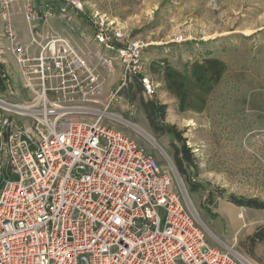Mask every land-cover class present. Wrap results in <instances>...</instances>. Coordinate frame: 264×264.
Instances as JSON below:
<instances>
[{
  "label": "built area",
  "instance_id": "1",
  "mask_svg": "<svg viewBox=\"0 0 264 264\" xmlns=\"http://www.w3.org/2000/svg\"><path fill=\"white\" fill-rule=\"evenodd\" d=\"M15 1L0 0V38L30 95L0 94V264H256L208 239L186 187L129 130L149 133L115 108L133 83L154 92L148 43L95 15L84 26L86 0Z\"/></svg>",
  "mask_w": 264,
  "mask_h": 264
},
{
  "label": "rangeland",
  "instance_id": "2",
  "mask_svg": "<svg viewBox=\"0 0 264 264\" xmlns=\"http://www.w3.org/2000/svg\"><path fill=\"white\" fill-rule=\"evenodd\" d=\"M93 15L148 43L154 92L145 95L133 83L115 108L156 140L129 131L186 187L211 242L234 245L264 264V239H251L264 226V208L233 201L264 200V0H86L84 26ZM2 41L0 88L28 98ZM119 75L117 66L105 84L117 86ZM151 99L166 104L164 122L181 139L150 124L144 102ZM183 143L190 152L180 170Z\"/></svg>",
  "mask_w": 264,
  "mask_h": 264
},
{
  "label": "trees",
  "instance_id": "3",
  "mask_svg": "<svg viewBox=\"0 0 264 264\" xmlns=\"http://www.w3.org/2000/svg\"><path fill=\"white\" fill-rule=\"evenodd\" d=\"M0 73L6 74L4 64L0 62ZM139 84V83H138ZM139 87H142L139 84ZM144 108L146 111L147 118L152 126L155 127V129L159 132H168V133H174L177 138L181 139L180 133L175 129L173 125H170L168 123H165V117H166V104L159 103L158 101H155L153 99L144 102ZM190 152L189 147L185 143H183L182 148L178 149V157H177V167L180 170L183 169V161L185 160V156L187 153ZM179 153H182L183 156L179 157ZM234 202H236L238 205H247L255 208H264V200H259L257 198H234ZM252 241L256 240H262L264 239V226H261L257 229V231L252 235L251 237Z\"/></svg>",
  "mask_w": 264,
  "mask_h": 264
},
{
  "label": "crops",
  "instance_id": "4",
  "mask_svg": "<svg viewBox=\"0 0 264 264\" xmlns=\"http://www.w3.org/2000/svg\"><path fill=\"white\" fill-rule=\"evenodd\" d=\"M26 2H28L27 0H22V2L21 1H18L17 3L15 2V4H14V7H18V6H25L26 5ZM16 10H17V8H15ZM14 18H15V21H16V26H17V29L19 30V31H22V38H23V40H25V41H27V39H28V26H27V24H26V21H25V19H24V16H23V14L20 12V11H17L15 14H14ZM0 26H1V24H0ZM49 26L50 27H53L54 29H58V30H60V29H62V27H63V25H62V23L58 20V19H56V18H51L50 19V24H49ZM1 29H2V26H1ZM69 28H66V30H68ZM81 29H82V27H81ZM79 30L78 28H75V29H73L72 31H69L68 30V33H67V35L76 43V44H81V42L83 41L82 40V37H81V33H82V30ZM85 29V28H84ZM0 39H2V38H0ZM3 41V43H4V45L6 44V42H5V40L4 39H2ZM81 41V42H80ZM91 48V47H90ZM10 58H11V55L9 56ZM11 59H13V58H11ZM14 62V61H13ZM15 63V62H14ZM9 70V69H8ZM11 71H12V69H11ZM10 70L8 71L9 73L11 72ZM0 78H2L1 77V75H0ZM109 89V85L107 86L106 84H105V86H104V92H107V90ZM0 90H1V92H0V94H5L4 92H2V91H4L2 88H0Z\"/></svg>",
  "mask_w": 264,
  "mask_h": 264
},
{
  "label": "bare ground",
  "instance_id": "5",
  "mask_svg": "<svg viewBox=\"0 0 264 264\" xmlns=\"http://www.w3.org/2000/svg\"><path fill=\"white\" fill-rule=\"evenodd\" d=\"M9 53H10V52H9ZM146 134H147V133H146ZM147 135H149V134H147ZM149 137L152 138L150 135H149ZM153 140H154V139H153Z\"/></svg>",
  "mask_w": 264,
  "mask_h": 264
}]
</instances>
